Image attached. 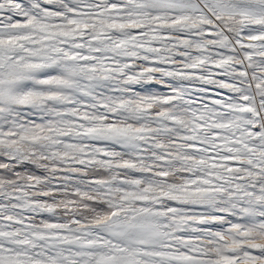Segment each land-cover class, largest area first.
<instances>
[{
  "label": "snow or ice",
  "instance_id": "6c2138e0",
  "mask_svg": "<svg viewBox=\"0 0 264 264\" xmlns=\"http://www.w3.org/2000/svg\"><path fill=\"white\" fill-rule=\"evenodd\" d=\"M0 264H264V0H0Z\"/></svg>",
  "mask_w": 264,
  "mask_h": 264
}]
</instances>
